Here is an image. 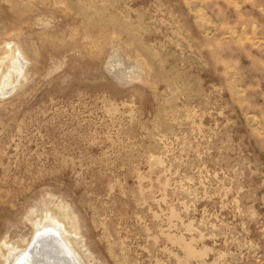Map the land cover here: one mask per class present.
<instances>
[{
  "label": "rangeland",
  "instance_id": "374dc122",
  "mask_svg": "<svg viewBox=\"0 0 264 264\" xmlns=\"http://www.w3.org/2000/svg\"><path fill=\"white\" fill-rule=\"evenodd\" d=\"M4 42L0 241L66 206L85 264H264V0H0Z\"/></svg>",
  "mask_w": 264,
  "mask_h": 264
},
{
  "label": "bare ground",
  "instance_id": "6f19581e",
  "mask_svg": "<svg viewBox=\"0 0 264 264\" xmlns=\"http://www.w3.org/2000/svg\"><path fill=\"white\" fill-rule=\"evenodd\" d=\"M3 44L0 98L7 97L28 80V59L22 49L14 43ZM28 221L32 233L24 245L0 241V264H85L82 253L85 245L77 221L66 206L45 208Z\"/></svg>",
  "mask_w": 264,
  "mask_h": 264
}]
</instances>
